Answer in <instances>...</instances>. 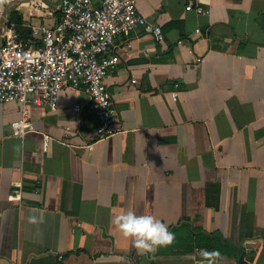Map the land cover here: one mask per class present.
Wrapping results in <instances>:
<instances>
[{"label":"crops","instance_id":"crops-1","mask_svg":"<svg viewBox=\"0 0 264 264\" xmlns=\"http://www.w3.org/2000/svg\"><path fill=\"white\" fill-rule=\"evenodd\" d=\"M61 1L0 0V30L10 19L29 39V26L58 22ZM199 5L207 14L138 1L164 39L138 27L117 41L106 85L119 134L96 139V120L72 110L81 90L60 93L55 112L31 108L22 139L20 107L0 106V264H212L198 261L207 237L264 264V0ZM129 207L166 224L172 244L135 248L114 224Z\"/></svg>","mask_w":264,"mask_h":264},{"label":"built area","instance_id":"built-area-1","mask_svg":"<svg viewBox=\"0 0 264 264\" xmlns=\"http://www.w3.org/2000/svg\"><path fill=\"white\" fill-rule=\"evenodd\" d=\"M139 0H62L60 18L53 26H29L25 39L15 21L4 19L0 42V106L20 107L11 124L12 136L22 139L31 127L30 109H58L59 95L67 89L81 90L87 101L72 110L96 120L97 140L113 137L121 130L116 107L106 80L117 70V41L128 38L138 27L163 41L161 28L137 12ZM185 10L207 12L199 0H185ZM199 62V60H197ZM179 86L170 97L177 100ZM46 142L43 150H46ZM12 198L20 195L21 183H13ZM62 258L60 257L59 260Z\"/></svg>","mask_w":264,"mask_h":264},{"label":"clouds","instance_id":"clouds-1","mask_svg":"<svg viewBox=\"0 0 264 264\" xmlns=\"http://www.w3.org/2000/svg\"><path fill=\"white\" fill-rule=\"evenodd\" d=\"M114 224L132 241L135 248L145 253L170 246L174 240V234L166 224L152 215H137L130 207L115 218ZM201 255L211 259L212 264L220 259L218 252L202 251Z\"/></svg>","mask_w":264,"mask_h":264},{"label":"trees","instance_id":"trees-1","mask_svg":"<svg viewBox=\"0 0 264 264\" xmlns=\"http://www.w3.org/2000/svg\"><path fill=\"white\" fill-rule=\"evenodd\" d=\"M184 229V228H183ZM206 240L212 241L211 244H207L206 248L211 252H218L220 254V259L216 260V262H223L225 260H233L237 264H246L243 262V253L244 251L241 249V246H232L229 243L223 242L221 243L217 238L207 237ZM199 262H212L209 258H200Z\"/></svg>","mask_w":264,"mask_h":264},{"label":"water","instance_id":"water-1","mask_svg":"<svg viewBox=\"0 0 264 264\" xmlns=\"http://www.w3.org/2000/svg\"><path fill=\"white\" fill-rule=\"evenodd\" d=\"M2 23H3V21H2Z\"/></svg>","mask_w":264,"mask_h":264}]
</instances>
